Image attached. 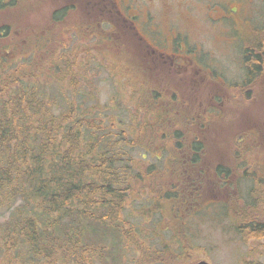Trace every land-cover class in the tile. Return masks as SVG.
<instances>
[{
  "label": "rangeland",
  "instance_id": "1",
  "mask_svg": "<svg viewBox=\"0 0 264 264\" xmlns=\"http://www.w3.org/2000/svg\"><path fill=\"white\" fill-rule=\"evenodd\" d=\"M130 3L140 9L139 17L130 23L136 27L134 30L163 52L158 54L160 58L156 57L157 53L152 58L143 50L145 65L135 58L136 51L140 50L137 41L131 43L125 38L129 29L122 28L116 16L89 14L84 0H21L18 5L0 10V27L9 29L0 37V45L14 47L16 44L18 50L30 40L38 44L40 37L52 40L50 46L58 40L64 42L54 50L58 56L70 54L71 59H76L81 67L76 76L80 91L90 97H85L84 106L99 108L96 110L106 123L111 119L127 121L131 115V123L136 126L145 119L147 105L138 103L141 90L132 89L133 80L121 72L125 64L122 60H125L133 73L142 74L156 87L158 92L149 93V97L152 94L161 97L159 90H162L171 101H165L166 98L160 104L183 110L188 117L183 119L186 127L178 126L184 134L183 142L198 140L204 145L205 167L199 166L198 173L191 169L182 178L186 184L196 177L203 182L201 192L194 193L199 204L179 209L181 216L175 221L174 231L170 217L160 212L148 215L142 209L155 195L149 193L148 187L138 190L134 199H128L126 209L130 217L125 220L135 222L137 229L147 233L140 237L146 240L143 253L129 246L124 255L118 252L122 254L120 261L107 257L105 264L118 261L121 264H194L201 259L209 264H264V237L244 239L232 222V207L243 208L250 200L257 210L264 211V200L256 201L257 194L252 192L256 180L264 183V68L246 85L243 60L244 47L252 39L251 32L264 27V0H129ZM59 9L68 11L55 23L54 12ZM121 9L124 11L123 5ZM106 19L110 24L102 22ZM106 34L113 35L112 43L104 40ZM38 45L47 59L49 54L43 43ZM121 46L126 49L127 58L117 49ZM172 53L176 54L172 64L168 59L162 63ZM36 58L31 47L23 56H17L11 66H23L24 72L32 73ZM40 77L44 78L42 74ZM61 105L60 102L56 105L55 112ZM198 107L202 108L205 118L197 111ZM149 117L155 120L154 115ZM189 127L193 130H188ZM165 144L154 138L145 141L144 148L132 149L130 155L143 168L153 164L161 169L167 159L166 152L162 151ZM182 151L180 155L184 158ZM216 165L231 171L224 181L226 184L213 174L212 168ZM150 178L151 188L162 192L159 176ZM6 214V210L0 209V223ZM235 216L238 218V214ZM99 232L110 233L109 230ZM154 232H158L155 237L151 235ZM174 232H177L175 236ZM109 241L112 243V240L107 241L111 246ZM169 242L170 248L165 245Z\"/></svg>",
  "mask_w": 264,
  "mask_h": 264
},
{
  "label": "trees",
  "instance_id": "2",
  "mask_svg": "<svg viewBox=\"0 0 264 264\" xmlns=\"http://www.w3.org/2000/svg\"><path fill=\"white\" fill-rule=\"evenodd\" d=\"M20 1L0 0V10ZM66 12L67 9L55 11L54 22L59 23ZM8 32L7 26L0 27V37ZM251 33L252 39L243 52L246 85L264 68V27ZM106 35L104 40L113 41V35ZM37 42L46 48L47 59L42 56V47L31 40L18 50L16 44L0 45V209L7 211L0 223V264H105L107 257L120 261L129 246L143 253L146 240L140 237L147 233L137 229L135 222L125 220L130 217L128 199L148 187L155 197L147 200V207L142 205V209L148 215L160 212L170 217L175 231V221L181 216L179 209L199 204L194 193L201 192L203 182L196 177L186 184L182 178L191 169L198 173L199 166L205 167L204 145L198 140L183 142L184 134L178 126L185 125L183 119L188 117L183 110L160 104L166 98L171 101L162 90L159 93L163 99L154 94L149 97L156 87L142 74L133 73L125 60L121 72L133 80L132 89L141 90L138 103L147 105L145 119L136 126L131 123V115L127 121L111 119L106 123L96 110L99 108L84 106L90 97L80 91L76 76L81 67L76 59H71L70 54L58 56L54 50L64 42L58 40L50 46L52 40L48 37H40ZM31 47L37 55V62L33 60L36 69L28 73L23 66L12 67L15 58ZM117 49L127 58L123 46ZM142 54L136 51L135 58L145 65ZM59 102L62 105L55 112ZM197 111L206 117L202 108ZM189 124L196 126L194 122ZM154 138L166 143L162 151L167 159L161 169L153 164L143 168L130 151L144 148L145 141ZM212 172L226 184L231 171L216 165ZM152 175L162 180V192L151 188ZM252 192L257 194L256 201L264 200V183L256 180ZM255 207L251 200L243 208L232 207V222L244 239L264 237V211ZM105 230L110 233L100 234ZM108 239L112 240L111 246ZM165 245L170 248V242ZM119 261L115 262L121 264Z\"/></svg>",
  "mask_w": 264,
  "mask_h": 264
},
{
  "label": "flooded vegetation",
  "instance_id": "3",
  "mask_svg": "<svg viewBox=\"0 0 264 264\" xmlns=\"http://www.w3.org/2000/svg\"><path fill=\"white\" fill-rule=\"evenodd\" d=\"M84 1L87 3L89 14L91 15L100 14L101 16L104 14H109L112 16H116L120 20L119 23L121 24L122 28L129 29V34L125 36L127 40L131 41V43L133 40H136L141 51L143 50L146 51L152 58H155V53H157L156 57L160 58L158 54L162 55L163 52H161L158 49V47H155L152 44L146 42L144 37L137 30L136 31L134 30V28L136 27L135 26L133 27L130 24L133 23V21L139 17L140 9H136V7L132 5V3L129 4V0H84ZM121 5H123V7L125 8L124 11L121 9ZM106 20H107L106 22L110 24L108 19ZM175 56L176 54L173 53L171 55L167 54V58L163 59L162 63H165L166 59H168L170 61V64H172V62L175 60L174 59ZM177 64L178 67H180L181 64L178 62ZM161 65L164 66V64Z\"/></svg>",
  "mask_w": 264,
  "mask_h": 264
},
{
  "label": "water",
  "instance_id": "4",
  "mask_svg": "<svg viewBox=\"0 0 264 264\" xmlns=\"http://www.w3.org/2000/svg\"><path fill=\"white\" fill-rule=\"evenodd\" d=\"M194 264H209L206 260H198L197 262H195Z\"/></svg>",
  "mask_w": 264,
  "mask_h": 264
}]
</instances>
